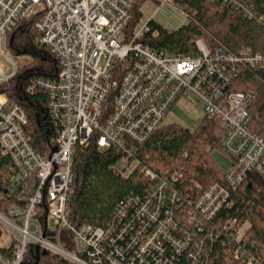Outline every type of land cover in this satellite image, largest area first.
Segmentation results:
<instances>
[{"label": "built area", "instance_id": "built-area-1", "mask_svg": "<svg viewBox=\"0 0 264 264\" xmlns=\"http://www.w3.org/2000/svg\"><path fill=\"white\" fill-rule=\"evenodd\" d=\"M254 16L252 0H221ZM133 0H0V82L18 70L21 55L7 47L9 32L22 19H33L59 61L55 77L36 81L48 94L57 131L50 152H37L26 134L27 115L0 92V149L11 157L12 187L19 201L0 212L11 236L0 264H24L29 244L77 264H210L219 245L235 242L237 264H258L246 238L247 223L237 219L211 224L231 205V190L250 174L264 176V135L250 127L254 92L231 91L238 64L264 65V51L251 47L237 54L212 51L203 37L193 52H159L141 38L150 20L174 0H144L142 17L131 32ZM262 18V17H261ZM157 34V30L154 31ZM197 94L205 116L223 128L221 146L230 156L224 182H213L197 194L177 189V171L160 175L144 167L153 185L131 192L115 207L105 227L69 221L70 191L76 147L95 138L98 149L122 154L115 168L128 176L139 164L138 145L163 124L182 96ZM46 203L44 222L39 205ZM72 233L73 250L64 246L62 231ZM1 241V238H0Z\"/></svg>", "mask_w": 264, "mask_h": 264}, {"label": "trees", "instance_id": "trees-1", "mask_svg": "<svg viewBox=\"0 0 264 264\" xmlns=\"http://www.w3.org/2000/svg\"><path fill=\"white\" fill-rule=\"evenodd\" d=\"M189 9L188 21L174 29L150 20L151 30L141 40L159 52H193L195 40L203 37L212 51L219 47L237 54L243 48L264 51V0H252L254 16L244 17L235 7L221 0H176ZM144 0H133L131 19L127 31L131 32L142 17L140 11ZM262 17V18H261ZM157 30V34L154 31ZM41 33L33 19H22L9 32L7 47L15 55H27L29 63L21 64L17 72L7 81L0 82V92L7 95L11 103L24 109L27 122L24 126L33 148L40 154L52 151L57 131L48 107L47 91L37 85L39 77H55L59 61L52 50L40 42ZM239 73L234 78L231 91H252L255 94L249 111L250 127L264 135V65L238 64ZM223 128L218 119L205 116L195 128L178 123L163 124L152 136L138 145L136 156L139 164L128 175L123 176L115 164L121 157L116 148L98 149L95 138L89 144L76 147L73 162V182L70 191L69 221L74 226L90 223L105 227L112 218L116 205L129 193H144L153 185L144 167L165 175L177 171V189L197 194L196 183L202 188L210 183L224 182V171L213 157L214 150H222ZM15 173L11 157L0 149V212L8 215L9 207L17 204L16 191L12 187ZM264 176L250 174L237 188L231 190L229 202L212 219L211 224L237 219L247 223L248 246L258 264H264ZM46 203L39 205L40 220L44 222ZM1 238V232H0ZM64 246L73 250L72 233L62 231ZM0 245L1 251H9ZM236 243L228 241L219 245V256H212L210 264H237ZM37 255L39 258L37 259ZM24 264H74L62 256L29 244L24 254ZM179 264H187L181 258Z\"/></svg>", "mask_w": 264, "mask_h": 264}, {"label": "rangeland", "instance_id": "rangeland-1", "mask_svg": "<svg viewBox=\"0 0 264 264\" xmlns=\"http://www.w3.org/2000/svg\"><path fill=\"white\" fill-rule=\"evenodd\" d=\"M174 6L165 5L160 12L154 16V20L165 25L167 28H177L185 24L189 19V9L174 0ZM32 58L27 55H21V64L29 63ZM19 65V67H20ZM18 67V68H19ZM8 80V79H7ZM3 80V81H7ZM2 81V82H3ZM205 102L197 94H189L178 99L177 103L167 112L164 119L166 123H178L182 126L195 128L205 117ZM213 157L222 171H226L230 165V156L222 150H214ZM259 191L264 189L259 188ZM1 245H8L11 240L4 224L0 221ZM77 264V263H74Z\"/></svg>", "mask_w": 264, "mask_h": 264}, {"label": "water", "instance_id": "water-1", "mask_svg": "<svg viewBox=\"0 0 264 264\" xmlns=\"http://www.w3.org/2000/svg\"><path fill=\"white\" fill-rule=\"evenodd\" d=\"M39 248H40V247L38 246V247H37V250H39ZM38 258H39V256L37 255V259H38Z\"/></svg>", "mask_w": 264, "mask_h": 264}]
</instances>
